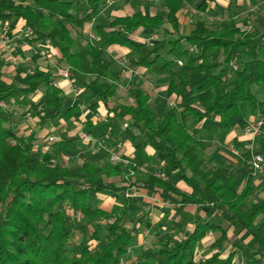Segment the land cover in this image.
Returning <instances> with one entry per match:
<instances>
[{"label":"trees","instance_id":"trees-1","mask_svg":"<svg viewBox=\"0 0 264 264\" xmlns=\"http://www.w3.org/2000/svg\"><path fill=\"white\" fill-rule=\"evenodd\" d=\"M85 1L89 10L79 16L74 13L75 0H17L16 4L0 0V22L11 29L24 22L36 37L32 43L46 41L56 46L61 62L71 68L75 83L83 85V92L69 105L51 71H39L23 78L25 85L9 84L0 77V104L42 91L41 99L32 103L31 108L37 111L45 106L50 110L43 124L79 121L83 116L82 101L89 94L95 100L92 109L97 110L100 103L109 107L122 78L113 62L106 58L105 49L120 45L141 53L143 46L130 36L141 28L147 32L160 31L168 23L173 38L156 43L136 66L145 70L146 78L168 80L166 94L173 106H161L159 117L151 108L150 94L134 85V105H120L117 110L122 117L130 118L133 128L139 129V135L146 139L136 147L140 158H148L145 149L152 145L165 162L160 174L163 176L148 175L144 188L152 192L162 190L164 198L175 203L212 205L221 213L224 225L196 224L189 238L176 240L156 253L165 260L149 253L140 264H233L237 254L255 264H264V230L260 227L264 223V201L253 203L245 210V203L255 190L254 170H248L244 189L236 191L233 175L225 180L219 165L204 169L217 162L218 153L215 151L207 158L199 137L200 132L206 131L209 145L214 144L232 130L247 109L264 119V100L259 98L264 89V34L255 39L253 32L228 23L212 30L200 20L189 36H183L178 13L184 5L196 0H164L166 18L149 17L141 12L113 18L109 23L112 31L102 37L100 45L87 43L79 48L67 24L83 29L98 18L105 0ZM238 1L229 0L227 9L236 8ZM216 3L217 0H204L198 10L205 13ZM166 48L169 59L161 55ZM246 51L250 60L233 71L232 63H237ZM220 54L223 63L217 61ZM209 58L214 59L213 63H207ZM177 70L181 72L178 81ZM14 116L0 107V264H121L129 257L134 242L125 226L130 214L128 200L108 211L93 208L91 194L109 193L121 203V195L125 197L127 188L117 186L114 180L101 181L122 174L130 177L132 172L135 174L136 166L87 162L68 167L60 163V155L67 150L78 153L75 138L52 145L50 159L45 161L44 155L34 150V137L25 139L17 135L13 129ZM196 126L200 127L196 129ZM92 127L88 122L86 130L95 136L89 129ZM52 160L56 162L54 165ZM180 182H185L192 193L182 192L178 188ZM63 203L88 221L112 219L107 239L103 240L102 234L95 231L97 244L85 243L76 251L70 243L75 226L60 210ZM233 224L254 237L259 248L239 247L227 258L218 252L208 261H195L198 245L210 232L221 234L214 244L219 250L230 243L228 231Z\"/></svg>","mask_w":264,"mask_h":264},{"label":"rangeland","instance_id":"rangeland-1","mask_svg":"<svg viewBox=\"0 0 264 264\" xmlns=\"http://www.w3.org/2000/svg\"><path fill=\"white\" fill-rule=\"evenodd\" d=\"M8 1L11 4L17 3V0ZM75 1L76 5L74 13L79 16L86 14L89 10L86 1ZM202 1L203 0H196L193 5H186L183 9L181 15V33L183 36H189L192 30H194L196 23L200 20H203L206 22L208 28L212 30L218 29L223 23L235 25L244 31L250 25H253V30H251L250 32H253L254 38L258 39L260 30L258 31L257 29L259 24L262 23L261 17L264 16V0H251L249 4L239 7L238 9L236 7L233 10H228L227 8H223V6L216 5L214 7L212 6L205 13L198 10V7L202 3ZM252 8L258 9L257 14H255L254 16H252L251 13ZM139 11L144 12L148 16L157 14L163 16L164 18L167 17V10L165 8L163 0H105L100 9V14L94 22L85 25L83 29H78L69 24H67V26L72 32V36L78 40L79 48L84 47L87 43H95L100 45L102 42V37L110 33L109 23L114 17L121 15H130L134 12L136 13ZM262 27H264V24L262 25ZM171 32V26L166 23L164 25V28L160 31H142L135 33L134 35L137 38L138 42L143 46V50L141 51V53L130 50V52H125L127 54H124V52H121L124 50H111L110 47L105 49L106 58L110 59L113 62L114 68L122 78L118 86L117 95L114 99H112L113 108L116 109L120 105L135 103L132 93L134 85H138L150 94L151 108L159 117L161 116V112L159 109L161 106L168 105L172 107V103L170 102L166 94V87L168 86V80L166 78H162L159 80L153 78L150 79L140 76V74H137L135 71L137 70L136 62L140 59V57L147 55L156 43L164 39L173 38V36L169 34ZM261 33H264V30L261 31ZM4 35L9 36L10 43L13 47V55L18 57L20 60L19 63H14L9 54L3 55L4 53L2 54V51H0V77H5L6 79L12 81V83L18 85H25L23 78L33 75L39 71H44L46 68V62L49 58L48 55H50V50L54 48L57 49L56 46L46 41H38L32 43L31 41L36 37L29 33V31L25 27H21L17 32H12V30H9V25H2L0 23V42ZM167 52L168 48L163 50L161 52V55L166 59H169L170 56H168ZM249 60V52L246 51L239 57V61L237 62V64L241 67L242 64ZM213 61V58H209L207 63L211 64L213 63ZM217 61L219 63H223L224 58L222 54L218 55ZM180 75L181 72L177 70V81ZM76 85L80 89V92L83 91V85L81 82H78ZM221 89L225 90V84L221 86ZM13 100L16 102L13 106L14 110H11V104H7L6 111H14V113H16V115L14 116V120L18 121L19 123H26L28 121L27 119H32V117H37L40 121H42L50 113V110L45 106L41 107V109L37 111H34L33 108H31L32 103L39 102V96L37 97L35 95L28 98L18 96ZM34 100L36 102H34ZM84 100V111L86 113L85 120H89V117H91V114L93 113L95 114L96 118H99L101 121L96 126L92 125L93 127L89 128L98 140L99 138L100 141L105 140V135L110 134L113 142L118 143V141L120 142L121 140V134H123L122 140L127 139L128 141L132 142L134 147L135 145H143L145 143L146 139L143 134H136L134 132V129L127 130L126 132H123L121 130L119 121L122 120V117L117 112L113 114L114 119L118 120L116 124L114 123V125L113 123H110L108 121V118L110 117L109 113H100L98 109H92L95 100L90 94L87 95ZM28 114H30L31 117L28 118ZM189 125L191 129L194 130V125L192 124V122H190ZM73 133L77 134L75 125H69L68 127H66V129H60L59 132L55 134L57 142L69 141L70 139H72ZM73 138L76 139L78 153H70L71 151L69 150L65 151V153L70 157V161L68 164H66V166H82L87 162L95 163L101 166H105L107 163H110L112 165L118 164L112 161L111 152L109 151V148H107L108 143L110 144V142H108L106 146L105 144L103 146L97 144V146L94 147L96 144H92V147L91 145H88L81 141L80 137H77V135ZM54 144L46 143L44 144L43 148L38 147L37 150H45L47 153H49L51 151L52 145ZM119 146L120 144L117 146V151L120 150ZM148 146L152 147V145ZM137 152L138 151H133V153H131L128 157L123 158L124 161H129L131 164L136 166L137 170L135 174L131 175L130 177L127 176V174H122L121 176L115 178L104 177L101 182L109 183L112 180H117L120 182V187L127 188L129 185H138L140 188V192L146 190L143 185L147 182V176L152 174H163L165 163L161 160H156L152 162V164L146 159L138 157L139 154H136ZM44 159L46 161L50 158ZM55 163L51 162V164L53 165ZM208 166L209 165H206L205 169H209ZM249 168L251 169V166H249ZM121 198L122 205L126 204V200H128L130 214L125 226L126 229L133 235L134 243H136L137 238H139V236L141 235L144 224H146L147 213L144 209L145 205H143V203L137 202L138 198L135 197L128 199L121 195ZM91 200V205L93 208H101L107 210H111L112 205L116 203L114 197L109 193L98 195L91 194ZM253 202H255L254 197L251 196L245 203V207L252 204ZM59 208L67 214L69 221L75 226V230L71 236L70 243L76 251H79L85 243H89L92 245L97 244L96 240H94L95 231H99L102 234L103 240L107 239L108 227L109 225H111L108 223L109 219H97L95 221H88L83 215L80 216V213L76 214L67 203L61 204ZM176 208L178 209L180 207L177 206ZM171 227L172 226L167 227L164 237H166V239L167 237H170L169 241L170 243H173L175 240L171 238L173 236L170 233L172 231ZM158 229H161V227ZM156 230L157 229L155 228L154 232ZM169 241L168 243L166 242V244L159 245L160 248H150L147 251L141 248H134L131 250L133 251V253L129 254V257L122 263L140 264L141 261L146 258V256H150L149 253H152V257L156 259L165 260L164 257L157 256L156 253L170 244ZM225 250L226 247L224 246V251ZM195 257L196 256H194V259Z\"/></svg>","mask_w":264,"mask_h":264},{"label":"crops","instance_id":"crops-1","mask_svg":"<svg viewBox=\"0 0 264 264\" xmlns=\"http://www.w3.org/2000/svg\"><path fill=\"white\" fill-rule=\"evenodd\" d=\"M250 1L251 0H239L237 4L238 5L237 9L239 7L249 4ZM193 4H189V5H193ZM216 5L223 6V8H228L229 0H225V1L217 0V3L213 5V7ZM185 6L186 5H184L183 8L178 13V19L180 23V32L182 31L181 15H182V11L185 8ZM139 12L146 15L142 11H139ZM134 13L130 15H121V16H116V17L132 16ZM152 16H155V15H150L149 17H152ZM261 19H262V23L259 24L258 29H257L258 31L260 30L259 36L264 34V33H261V31L264 30V27H262V25L264 24V16H262ZM19 27L20 28L25 27L27 30H29L26 27L24 22H20L15 29H11L9 27V30H12V32H17L18 29H20ZM111 31L112 30L110 29V32ZM142 31H145V30L141 28L135 33L142 32ZM134 34L131 35L130 38L138 42ZM1 42H0V45H1ZM110 49L111 50L118 49L120 51L124 50V51H121V52H124V54H127L128 52H130V49L120 46V45H113L110 47ZM0 51H2L1 52L2 54L4 53L3 55H8L5 52V50L2 49V46H0ZM48 57H47L48 60L46 62V68L44 71H51L54 73V76L56 77L55 84L57 85V87H59L62 90V95H63V98L65 99L66 104L71 105L76 99V96H75L76 94L74 93L72 89L71 83L65 80L60 75V72L63 69H65L67 65L64 62H61V53L58 48L51 49L50 55H48ZM135 71L137 74H140V76H143L145 72V70L140 67H137V70ZM1 78L2 80H4L5 82L9 84L12 83V81H10L9 79H6L5 77H1ZM74 87L79 90V94L83 92V91L80 92V89L78 88L76 83ZM255 91H258V90L255 89ZM35 95L37 97L39 96V100H40L43 95V92L39 91L38 93L32 96H35ZM259 98L264 100V89L260 91ZM34 102L36 101L34 100ZM15 103L16 102L14 100H11L10 102H7L6 104L8 105L11 104L10 105L11 110H14L13 106L15 105ZM125 105H134V104H125ZM84 106H85V100L82 101L83 116L81 117L79 121H72V122L67 123L64 120H59L57 122H50V123L43 124V121H40L37 117H32V119H27L28 121L26 123L25 122L19 123L18 121L14 120L13 129L15 130V132L17 133L19 137H22L25 139L34 137L35 138L34 150L36 152L39 151L37 150L38 147L43 148L44 144L48 143V137H50L51 135L55 136V134H57L60 129H66V127H68L69 125H75L76 127L77 134L73 133L72 139L73 137H76V135L77 137H80L81 139V136H80L81 132L87 131L86 129H87L88 122H90L91 124L93 123L92 125L94 126H96L98 123L101 122L100 119L96 118L95 114L93 113L91 114V117H89V120H85L86 113L84 111ZM117 108L116 109L113 108L112 101H111L109 107L100 103L98 107V111L100 113L101 112L109 113L110 117L108 118V121L110 123L116 124L118 120L114 119L113 114L117 112L120 115ZM11 112L14 113V111H11ZM14 114L16 115V113ZM29 117H31L30 114H28V118ZM260 121H263L264 123V119L261 116L256 114L253 110L247 109L244 111L242 118L235 123L232 130L227 134L221 135V137L214 144L209 145L208 134H206L207 133L206 131L200 132V135H199L200 140H201V146L203 149H205V155L207 158H209L215 151H217L218 153L217 162L215 164H209L208 166L209 169H211L215 165H219L222 168V172H223V176L225 180H227L228 175L230 174L233 175L234 180H235L234 188L238 192H241L245 187L246 175H247L248 170H250L249 166H251L253 156L255 154H262L264 156V124L262 128L260 129V133L258 135H255L254 133H247L248 128L256 125ZM119 122H120L119 124H120L121 130L123 132L134 129L132 126V120L128 117H122V120H120ZM127 123L130 125L129 129L124 128V125ZM199 127L200 126H196L195 128L198 129ZM121 135H122V137H120L121 140L120 142L118 141V143L113 142L112 137L109 141L102 140V143L103 145L105 144L106 146V144L110 142V144L108 143V147H107L109 148V151L110 152L113 151L112 153L120 156L123 159L124 157H128L131 153H133V151L136 152L137 151L136 147L138 145H135L134 147L132 142L128 141L127 139L122 140L123 134ZM84 143L91 145L92 147L93 145H95L93 143H92L93 145L87 142H84ZM119 144H120L119 146L120 150L117 151V146ZM96 146L97 144L94 147ZM145 151L148 157L146 159L147 161L152 163L156 160H159V161L161 160L164 162L162 155L156 154L155 149L153 147L147 146ZM40 152L44 155V158H49V155L45 150H40ZM136 154H139V153L137 152ZM52 162L54 163L53 160ZM209 169L206 168L205 170H209ZM116 182L118 183L117 186L120 187L119 185L120 182L117 180ZM178 188L184 193H187V194L192 193V189L188 187L185 182H180L178 184ZM254 189L255 190L252 196L254 197L255 202L253 203L264 201V167H263L262 172L260 173L258 172L254 174ZM135 198H138L137 202L143 203V205H145L144 209L147 213V216H146V224H144L141 235L139 236V238H137L136 243L133 242L132 247H130L131 249H129V254L133 253V251L131 250L134 248H141L147 251L150 248L152 249H155L157 247L160 248L159 245L166 244V242L168 243L170 237H167L166 239V237L164 236H165L166 229L169 226H172L171 227L172 231L170 233L173 236L171 238H173L176 241V240L189 238L191 234L193 233L196 227V224L209 223V224L224 225L222 217H221V213L218 210H216L212 205H209L207 203L201 204V205H184L181 203H175L169 198H164V191L159 190V189H156L153 192L149 190H144L141 192L139 196ZM114 199L116 203H114L112 207L115 205L123 206L122 203L118 202V200L115 197ZM250 205L245 207V210H248L250 208ZM177 206L180 208L177 209L176 208ZM104 210H107V209H104ZM262 219L263 217H261L258 222H260ZM160 227L161 229H158ZM260 227L262 230H264V223H261ZM155 228L157 230L154 232ZM146 233L148 234L146 235ZM220 235H221L220 233L210 232L202 240V242L198 245L196 249L195 261H202V262L208 261L211 259V257L214 254L218 252L221 253L222 258H227L233 249L238 250L239 247H246V248H252V249L259 248V245L257 241L254 239V237L249 236L248 233L239 229L237 224H233L228 231L230 243L225 245L226 247L225 251H224V247L219 250L217 247L214 246L216 240L220 237ZM233 264H255V263L245 259L242 254H237L234 259ZM260 264H263V263H260Z\"/></svg>","mask_w":264,"mask_h":264},{"label":"built area","instance_id":"built-area-1","mask_svg":"<svg viewBox=\"0 0 264 264\" xmlns=\"http://www.w3.org/2000/svg\"><path fill=\"white\" fill-rule=\"evenodd\" d=\"M257 12H258L257 8H252V10H251L252 16L257 14ZM251 30H253V25H250L245 31L250 32ZM29 33H31V32L29 31ZM1 46H2V49H4L5 52L11 56V59H12V61L14 63H19L20 59L13 55V47H12V45L10 43V39H9L8 36L4 35L2 37ZM179 64L182 65V62H179ZM231 67H232L233 71H237L238 70L237 63H232ZM60 75L65 80H67V81H69L71 83L72 89H73L74 93L76 94L75 96L77 97L79 95V90L74 87L75 86V81H74V75L72 73L71 68L66 66V68L63 69L60 72ZM172 106H173V103H172ZM0 107L2 109L6 110L7 104L6 103H1ZM263 124H264L263 121L258 122L256 125L248 128L247 133H254L255 135H258L260 133V129L262 128ZM124 128L125 129H129L130 125L127 123V124L124 125ZM134 132L136 134H138V135L140 134L139 129H134ZM80 136H81V140L83 142H87V143H90V144H92V143L93 144H99L100 146H103L102 141L98 140L95 136H93L92 134L88 133L87 131H82ZM110 139H111V135L110 134L105 135V140L104 141H109ZM56 142H57L56 136L51 135L50 137H48V143L54 144ZM111 158H112V161H114L115 163H125L127 165H133L129 161H124L120 156H118V155H116V154H114L112 152H111ZM69 161H70L69 155H67L66 153H61L60 162L62 164H64V165H66V164L69 163ZM133 166H135V165H133ZM251 167H252V169L254 170L255 173L262 172L263 171V167H264V156L262 154H255L253 156V159H252V162H251ZM133 174L134 173L132 172V175ZM158 176L161 177L160 175H158ZM140 194H141V192H140V188H139L138 185H129L127 187V191L124 194V196L126 198L130 199V198L137 197ZM81 215L82 214H80V216ZM108 223L112 224L113 220L109 219ZM147 234L148 233H146V235Z\"/></svg>","mask_w":264,"mask_h":264}]
</instances>
